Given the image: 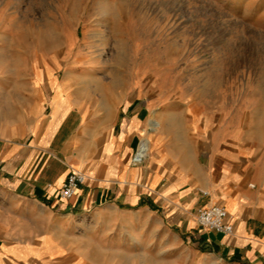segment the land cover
Returning <instances> with one entry per match:
<instances>
[{"label": "rangeland", "instance_id": "obj_1", "mask_svg": "<svg viewBox=\"0 0 264 264\" xmlns=\"http://www.w3.org/2000/svg\"><path fill=\"white\" fill-rule=\"evenodd\" d=\"M35 74L57 82V99L71 84L91 112L137 93L140 141L151 143L140 167L158 139L182 144L202 120L264 154V0H0V84L25 75L33 88ZM126 216L109 238L80 241L79 264H213L196 225L183 232L145 209Z\"/></svg>", "mask_w": 264, "mask_h": 264}, {"label": "crops", "instance_id": "obj_2", "mask_svg": "<svg viewBox=\"0 0 264 264\" xmlns=\"http://www.w3.org/2000/svg\"><path fill=\"white\" fill-rule=\"evenodd\" d=\"M45 75L35 74L33 88L25 75L20 85L0 84V264H79L82 239L98 231L109 238L111 227L141 209L164 214L183 232L196 225L213 264H264L259 147L224 142L221 129L202 120L194 137L182 144L158 139L149 166H135L146 121L138 94L127 106L121 100L104 114L91 112L71 84H61L57 99L58 84L46 75L48 95ZM74 171L87 182L62 201ZM212 205L228 210L233 235L198 226L197 210Z\"/></svg>", "mask_w": 264, "mask_h": 264}, {"label": "built area", "instance_id": "obj_3", "mask_svg": "<svg viewBox=\"0 0 264 264\" xmlns=\"http://www.w3.org/2000/svg\"><path fill=\"white\" fill-rule=\"evenodd\" d=\"M142 141L133 156V164L135 166L142 165L148 152L142 149ZM87 176L80 171L72 172L64 182L59 197L62 201H70L76 197L81 186L86 184ZM196 222L203 230L231 236L234 234V225L231 222V216L228 210L221 205L203 206L199 208L195 214Z\"/></svg>", "mask_w": 264, "mask_h": 264}, {"label": "bare ground", "instance_id": "obj_4", "mask_svg": "<svg viewBox=\"0 0 264 264\" xmlns=\"http://www.w3.org/2000/svg\"><path fill=\"white\" fill-rule=\"evenodd\" d=\"M150 126H151L152 130L155 132V131L160 129L161 124H160V122L157 119V120H152V122L150 123ZM150 148H151V143L149 142L148 138L144 137L143 143H142V149L144 151H147L148 154H149Z\"/></svg>", "mask_w": 264, "mask_h": 264}]
</instances>
